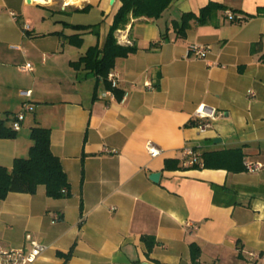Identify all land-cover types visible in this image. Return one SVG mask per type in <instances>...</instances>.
<instances>
[{
  "label": "crops",
  "instance_id": "crops-1",
  "mask_svg": "<svg viewBox=\"0 0 264 264\" xmlns=\"http://www.w3.org/2000/svg\"><path fill=\"white\" fill-rule=\"evenodd\" d=\"M209 2L224 9L176 37L171 22ZM120 4L0 0V121L10 127L31 105L16 136L0 139V166L26 158L30 130L40 126L69 183L62 198L38 186L0 200V247L45 245L34 264H192L194 244L196 264H264V169L189 170L181 159L186 146L240 148L244 161L264 164V61L250 53L264 41V0H172L156 20H129L115 33L137 47L111 71L119 101L70 63L101 47ZM96 24L98 35H82L80 47L67 42L77 33L71 25ZM192 44L208 47L204 59L186 54ZM26 63L31 71L21 70ZM200 105L216 111L202 133ZM147 142L159 155L148 154ZM166 160L178 168H165ZM155 172L157 183L149 179ZM143 237L153 238L150 250Z\"/></svg>",
  "mask_w": 264,
  "mask_h": 264
},
{
  "label": "trees",
  "instance_id": "trees-1",
  "mask_svg": "<svg viewBox=\"0 0 264 264\" xmlns=\"http://www.w3.org/2000/svg\"><path fill=\"white\" fill-rule=\"evenodd\" d=\"M172 0H120L121 4L113 16L112 24L104 35L101 47L97 45L89 47L84 55L77 61L71 62L70 66L75 70H83L91 74L105 84L109 91L118 94L117 90L111 87L108 75L115 66L117 59L126 58L137 51L135 45H121L118 43L115 33L117 30L125 29L131 19L156 20L170 6ZM224 6L218 3L209 2L199 12H186L180 15L179 20L171 22V29L176 37L183 38L190 26L191 21L197 24H205ZM85 10V9H84ZM234 16L232 15V19ZM71 29L77 33L67 36V42L75 47L82 45L81 36L84 34L98 35V25H71ZM167 32V29L165 33ZM162 33L163 40L166 35ZM252 55H258L260 61H264V41L261 39L250 47ZM97 85V84H96ZM123 93H119L117 99L120 101ZM198 124V122H197ZM196 124V125H197ZM16 136V132L6 127L0 121V139H10ZM32 145L29 148L26 158L14 159L11 169L0 166V200L6 198L8 193H35L38 186H43L46 196L50 198H62L69 195V183L58 157L50 149V130L40 126H34L30 130ZM243 157L240 148L225 149L220 151H205L200 153L201 164H194L190 169H215L228 172L245 171ZM173 164V165H172ZM176 161L166 160L165 168H178ZM148 250L154 244L152 237H143ZM191 262L196 264L199 256V248L194 244L190 245ZM67 255L66 257H68Z\"/></svg>",
  "mask_w": 264,
  "mask_h": 264
},
{
  "label": "built area",
  "instance_id": "built-area-1",
  "mask_svg": "<svg viewBox=\"0 0 264 264\" xmlns=\"http://www.w3.org/2000/svg\"><path fill=\"white\" fill-rule=\"evenodd\" d=\"M12 19L16 20V15L11 14ZM227 19H232V14L227 13ZM27 30H29L28 24H23L22 31L25 33ZM209 49L207 46L201 45V44H192L188 47L186 54H193L195 58L204 59L208 53ZM22 71H31L32 66L30 63H26L24 66H21ZM108 80L111 83V87L115 88L117 86L116 80H114V74L109 73ZM21 94L23 96H30V93L28 91H22ZM124 98V94L122 99ZM31 109V105L29 103H24L22 105V110L17 113L13 121L11 123V130L14 132H18L21 128V123L24 120L25 113ZM215 109L205 107L203 105H200L197 107V109L194 112V117L198 121V124L196 125L199 132H205L211 125V121L215 117ZM146 150L148 154L151 157H155L159 155L160 150L155 147L151 142L146 143ZM181 159L182 164L184 166H191L194 164H201V158H200V152L195 149L191 148L189 146H186L181 151ZM243 165L245 168V171L250 173L258 172L262 169H264V164L262 163H253L249 161H243ZM29 248H3L0 247V264H34L35 261L42 256V254L45 252L47 247L45 245H42L41 243L37 241H30V244L28 245ZM251 257L257 258V255L254 253H249Z\"/></svg>",
  "mask_w": 264,
  "mask_h": 264
},
{
  "label": "water",
  "instance_id": "water-1",
  "mask_svg": "<svg viewBox=\"0 0 264 264\" xmlns=\"http://www.w3.org/2000/svg\"><path fill=\"white\" fill-rule=\"evenodd\" d=\"M115 0H110V4H113ZM214 142H219L220 139H214ZM159 177H160V173L155 172L149 175V179L154 182L157 183L159 181Z\"/></svg>",
  "mask_w": 264,
  "mask_h": 264
},
{
  "label": "bare ground",
  "instance_id": "bare-ground-1",
  "mask_svg": "<svg viewBox=\"0 0 264 264\" xmlns=\"http://www.w3.org/2000/svg\"><path fill=\"white\" fill-rule=\"evenodd\" d=\"M80 0H66V2L68 3V4H76V3H78Z\"/></svg>",
  "mask_w": 264,
  "mask_h": 264
}]
</instances>
